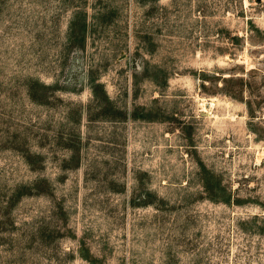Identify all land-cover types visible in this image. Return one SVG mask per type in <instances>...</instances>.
<instances>
[{
    "label": "rangeland",
    "instance_id": "rangeland-1",
    "mask_svg": "<svg viewBox=\"0 0 264 264\" xmlns=\"http://www.w3.org/2000/svg\"><path fill=\"white\" fill-rule=\"evenodd\" d=\"M0 264H264V0H0Z\"/></svg>",
    "mask_w": 264,
    "mask_h": 264
}]
</instances>
